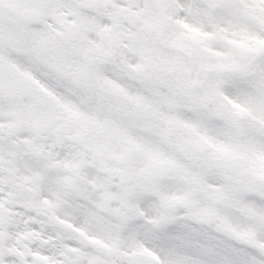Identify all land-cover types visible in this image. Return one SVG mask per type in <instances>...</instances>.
<instances>
[{
	"label": "snow or ice",
	"instance_id": "obj_1",
	"mask_svg": "<svg viewBox=\"0 0 264 264\" xmlns=\"http://www.w3.org/2000/svg\"><path fill=\"white\" fill-rule=\"evenodd\" d=\"M0 264H264V0H0Z\"/></svg>",
	"mask_w": 264,
	"mask_h": 264
}]
</instances>
